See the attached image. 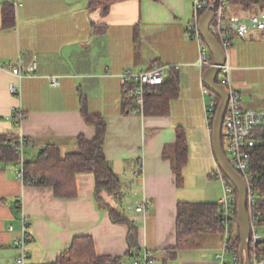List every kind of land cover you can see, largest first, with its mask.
Here are the masks:
<instances>
[{
	"label": "crops",
	"instance_id": "crops-1",
	"mask_svg": "<svg viewBox=\"0 0 264 264\" xmlns=\"http://www.w3.org/2000/svg\"><path fill=\"white\" fill-rule=\"evenodd\" d=\"M5 5L14 9V26L3 23ZM193 8V0H118L102 15L89 13L83 0H17L16 6L0 0V61L15 64L21 55L23 66L37 64L34 76L20 80L19 100L8 89L17 79L0 71V135L27 140L26 158L47 143L75 152L78 136H96L81 114L84 101L87 112L105 122L103 153L121 183L117 195L102 192L97 203L93 174H80L76 197L60 199L50 187L18 179L19 164L0 167V264H15L13 242L21 235L22 216L31 239L26 264L54 262L77 236L90 237L97 255L121 258L122 264H132L127 254L143 251L153 254L151 264H230L231 254L223 263L218 258L224 232L169 258L177 243L178 204H218L222 193L213 176L217 164L202 94L206 68L199 42L187 33ZM228 63L243 106L264 110V31L233 38ZM157 66L167 67L164 83L177 78L178 95L166 115L131 113L120 75ZM48 76H60L61 85L50 87ZM13 107L21 109L22 121ZM179 129L188 157L180 188L163 157ZM143 201L147 210L138 212ZM109 209L128 223L114 222Z\"/></svg>",
	"mask_w": 264,
	"mask_h": 264
},
{
	"label": "trees",
	"instance_id": "trees-1",
	"mask_svg": "<svg viewBox=\"0 0 264 264\" xmlns=\"http://www.w3.org/2000/svg\"><path fill=\"white\" fill-rule=\"evenodd\" d=\"M83 1H85L89 13L101 10L102 15H106L111 5L118 0ZM214 1L210 0L211 3ZM228 6L233 12L238 7L240 13L249 16L264 11V0H228ZM2 15L5 26H14L15 12L12 6L5 5ZM177 95V78L172 77L167 83L146 95L143 114L147 116L166 115L171 99ZM217 100L219 101L218 98ZM126 104V107L132 108L133 103L128 97ZM81 114L86 124L96 129V136L92 140L78 136L75 139L77 146L75 152L63 153L57 144L47 143L37 154L26 158L24 152L29 144L27 140H17L13 136L0 135V167L19 164L21 159L19 145L22 142L24 180L33 181L32 185L52 188L56 198L73 199L77 195V175L93 174L97 203H100L99 195L102 192L117 195L121 191V183L103 153L105 122L102 117L89 114L84 101L81 105ZM16 119H14L15 123H18ZM163 157L171 161L176 185L179 188L182 187L184 183L183 170L188 160L187 141L182 129L178 130L175 144L165 147ZM250 167L256 177L257 188L262 192L264 190V130L256 137V144L250 153ZM226 180L229 181L227 178ZM258 209L261 217L260 222L264 227V200H260ZM109 212L114 222L128 223L112 209H109ZM176 231V248L169 252L171 259L175 258L178 252L199 248L204 239L211 234H223L224 228L220 223L218 204L179 203ZM229 240L230 250L239 251L241 236L238 223L230 229ZM260 254L264 258V241ZM133 255L134 253L127 254L132 258ZM243 263L244 258H241L239 264ZM46 264H122V259L97 255L90 237L77 236L73 239L70 247L60 253L54 262Z\"/></svg>",
	"mask_w": 264,
	"mask_h": 264
},
{
	"label": "built area",
	"instance_id": "built-area-1",
	"mask_svg": "<svg viewBox=\"0 0 264 264\" xmlns=\"http://www.w3.org/2000/svg\"><path fill=\"white\" fill-rule=\"evenodd\" d=\"M193 18L187 26V33L191 38L196 39L200 45L201 66L208 68L212 61L207 58L208 49L202 42L199 34V20L202 15L213 6L214 18L210 24V33L214 36L226 54V63L221 67L217 77V83L225 86L229 91V101L222 127V144L227 161L243 181L246 188V210L250 224V238L248 242L249 264H264V258L260 254L264 237L260 233L261 217L259 214V202L264 200V190L261 192L257 188L256 177L250 167V153L256 144L257 135L264 130V110L247 109L243 106L242 93L237 90L230 78L231 67L228 63V52L232 48V39L244 38L253 32L264 31V11L249 16H238L230 14L228 0H193ZM13 6L17 5V0H7ZM37 64L31 62L28 66H23V58L20 55L15 64L3 63L0 61V71H10L17 79V82L9 84V92L18 100L21 97L20 80L35 75ZM166 66H157L148 71H133L126 69L120 75V82L125 89V93L132 101L131 113L143 115L145 98L149 92L154 91L164 84ZM47 83L52 88L61 85L60 76H48ZM203 97L205 98V113L207 124L212 129L213 121L216 117L219 101L209 90L203 87ZM13 114L19 121L23 120L22 111L19 107L12 108ZM21 159L20 170L16 177L21 179L26 185H32L33 181H25L23 175V144L19 145ZM213 176L222 184V194L218 200L219 219L224 228L223 246L218 258L221 263L225 261L227 254H231L230 264H239V251L230 250V229L238 223L237 207L238 194L235 187L226 180L220 169L217 167ZM136 210L145 212L147 203L141 202ZM13 227L9 228L12 231ZM21 235L13 242V247L17 250L15 264H25L29 254L28 246L30 236L28 234V219L21 217ZM153 254L143 251L133 255L132 264H151Z\"/></svg>",
	"mask_w": 264,
	"mask_h": 264
},
{
	"label": "water",
	"instance_id": "water-1",
	"mask_svg": "<svg viewBox=\"0 0 264 264\" xmlns=\"http://www.w3.org/2000/svg\"><path fill=\"white\" fill-rule=\"evenodd\" d=\"M213 18L214 12L212 6L199 20L200 37L212 57L211 66L206 68L202 74V86L219 99L216 117L212 126V150L217 167L232 183L238 194L237 217L241 236L239 254L244 257L243 264H249L248 242L250 238V224L246 210V188L241 178L227 161L222 144V127L229 101V91L225 86L217 83V77L221 67L226 63V54L214 36L210 33L209 27Z\"/></svg>",
	"mask_w": 264,
	"mask_h": 264
},
{
	"label": "rangeland",
	"instance_id": "rangeland-1",
	"mask_svg": "<svg viewBox=\"0 0 264 264\" xmlns=\"http://www.w3.org/2000/svg\"><path fill=\"white\" fill-rule=\"evenodd\" d=\"M238 11H240V10H238ZM235 14H237V15H239L240 14V12H237V13H235ZM207 58L210 60V58H211V54H210V52H208V54H207ZM26 159V158H25ZM215 182H216V180H215ZM219 182V181H218ZM220 183V182H219ZM222 194V193H221ZM260 233L262 234V236L264 237V227H262L261 229H260Z\"/></svg>",
	"mask_w": 264,
	"mask_h": 264
},
{
	"label": "bare ground",
	"instance_id": "bare-ground-1",
	"mask_svg": "<svg viewBox=\"0 0 264 264\" xmlns=\"http://www.w3.org/2000/svg\"><path fill=\"white\" fill-rule=\"evenodd\" d=\"M26 264V263H25Z\"/></svg>",
	"mask_w": 264,
	"mask_h": 264
}]
</instances>
